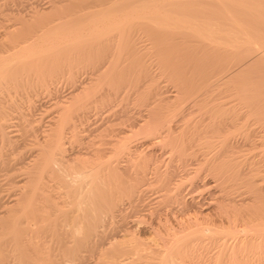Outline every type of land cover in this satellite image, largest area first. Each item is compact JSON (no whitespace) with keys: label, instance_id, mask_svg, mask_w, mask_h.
<instances>
[{"label":"bare ground","instance_id":"6f19581e","mask_svg":"<svg viewBox=\"0 0 264 264\" xmlns=\"http://www.w3.org/2000/svg\"><path fill=\"white\" fill-rule=\"evenodd\" d=\"M88 2L73 14L48 20L37 14L32 17L36 27L29 32L10 42L0 40V264H90V259L92 264H173L178 254L188 257L204 240L220 249L209 260L212 263L250 264L253 250L261 246L258 237L264 235V208L251 206L258 193L244 197L238 188L244 185L250 193L259 192L261 183H255L253 172L237 169L234 150L216 128L223 104L230 100L231 108L242 109V115L264 121V75L241 76L231 83L245 68L264 66V0ZM85 9L92 11L82 14ZM143 36L153 41L154 48H146L152 51L148 55L155 54L176 78V90L167 95L153 81L141 52L144 46L138 39ZM67 46L74 54L97 57L86 73L77 64L62 68L70 87L73 78L101 72L110 49L117 48L127 64L116 66L115 75L108 78L111 86L97 95H87L84 88L63 102L43 129L27 119L17 123L13 86L33 78L47 90L54 77L48 70H36L41 65L38 57ZM99 48L101 54L95 56ZM127 72L135 86L146 84L145 113L129 125L136 126L143 142L132 143L131 129L118 130L107 150H96L95 161L76 159L77 169L63 180L67 199L55 214L45 202L42 179L57 160L68 156L64 130L88 117L91 105H110ZM96 108L95 117L101 112ZM194 110L197 119L184 120ZM18 138L32 146L17 160L20 178L13 180L7 178L11 164L4 155ZM240 175L246 181L241 182ZM206 176L211 180H201L202 186L211 191L196 197L201 185L197 180ZM36 194L42 197L38 205L33 201ZM239 206L252 209L245 207L250 209L245 212ZM40 222L46 233L38 236L34 231L42 228ZM254 225L261 226V232ZM257 231L262 235L256 238ZM77 232L81 237H75ZM47 239L51 244L45 245Z\"/></svg>","mask_w":264,"mask_h":264},{"label":"rangeland","instance_id":"374dc122","mask_svg":"<svg viewBox=\"0 0 264 264\" xmlns=\"http://www.w3.org/2000/svg\"><path fill=\"white\" fill-rule=\"evenodd\" d=\"M88 1L89 0H49V1L48 0H0V40L3 39V41L10 42L11 41L10 39L11 38L14 39L16 35L20 33L29 32L30 28L32 29V27H36V24H35L36 21H33L32 17L36 16L37 14L42 13L43 16H45L43 20H48L51 17L56 16L57 14L58 15L66 14V13L73 14V10H76L79 7L78 6L79 4L86 5L89 3ZM19 8L23 10L19 12L20 10ZM32 9H33V12H32ZM34 9H37L39 11H36L34 13ZM89 11H92V9H85L81 12L82 14H87L89 13ZM22 12L26 13L25 17H24L25 14L23 15ZM21 13L23 16L20 15ZM27 13L29 14V16L27 15ZM143 39H144V36L143 38L141 37L138 40H139L140 46L141 47L144 46V49H142L141 52H145V60L147 61L148 63L147 65L151 73L153 74V81L155 83H158V85H161V89L165 90L163 94L167 95L173 92L174 90H176V87L174 86L177 83L176 78L171 74L170 72L171 70H169L163 65V62H159L158 58L156 59L155 57L156 55L154 53L153 54L155 56L148 55L152 51L150 49L147 50L146 48L150 45L151 47L149 48H154L153 41L151 40L152 38L151 39L148 38L149 40L148 39L143 40ZM141 41H143V43H141ZM141 44H143V46ZM22 45L23 44H21V46ZM86 46L88 45L81 44V48L85 47V49H87ZM69 47L67 46L63 50H57L56 52H49V53H46L45 55H41L38 57L37 61H39L41 65L36 66V70H39V71L48 70L53 74V77H54L52 78V80L54 81V84L52 85L50 84L49 86L51 87H48L47 90L43 89L40 85L35 84L34 80H32L33 78L22 82V84L20 85L13 86V91L12 90L11 91H12V94L14 95V98H15L14 103L16 105L15 106L16 111L14 110L13 114H15L18 117L17 118L18 120L15 119L17 123L19 124L23 123L27 119L31 121V124L39 126V129H43V127H45L47 123L48 118L51 115L55 114L56 110L62 107L61 105H63V102L69 101L74 94H77L78 91H79L78 94L82 93L85 89H86L85 93L87 92L86 93L87 95L89 94L97 95V93H99L103 89L111 86L109 84L108 78L111 75H115L116 66L120 67L121 65L125 63L127 64V62L123 60L124 57L126 56L123 57L122 54L117 53L118 52L116 51L117 48L110 49L107 51V53H112L111 54L112 56L110 55V57L107 58L106 67H104V69L101 72L90 76L91 79L87 78L88 75L86 78L85 77L83 78L79 77L78 79L77 77L73 78L72 83L74 87H70V84H68V81L64 79L65 76H64V73L62 72V68L67 64H71V65L77 64L79 65L81 71H85L86 73L96 63L97 57L93 58V55L86 56L85 54H81V55L74 54V50L72 46H69ZM96 52L97 53H94L95 56L98 54H101L100 53L101 49L100 48L99 50L97 49ZM125 59L127 61V57ZM29 66L30 68H33V66L31 65ZM262 67L264 66L254 65V66H249L247 69L245 68V70L238 73L237 75L235 74L232 77L231 83L238 82L241 76L253 77L259 74L264 75V69ZM257 68L261 70H258ZM256 70H258V72H256ZM128 72L124 74L125 81L123 82H125V84L123 82L121 83L120 92H118L117 96L112 99V101L110 102V105L106 106L105 108L103 105L101 107L103 109L99 107V105L101 104L95 105V106L91 105L90 106L91 108H89V113L87 115L88 117H81L80 120H77L75 124H73L74 127L70 126L71 128L68 127L64 130L63 136H65L66 145H67L66 147L67 153L64 152V154L66 153L68 154V156L66 158L64 157V158H61L60 160H57L56 163L52 165V168L46 172L45 177L42 179V182L44 185V192H43L44 195L43 196L46 199L45 202L49 204L48 206L51 207V210H54L55 214L58 213L59 211L58 209L60 208L61 202L67 199L66 196H63L64 190H65V188L62 187L63 180L68 179L69 176L73 175V172H72L73 169L74 170L77 169L76 167H74L76 164L75 162L76 159L87 160L91 162L95 161L93 160V158L95 157L94 155L98 153L96 152V150L102 149V148H103V151H105V149L107 150L108 145H109L107 143L108 140L113 139V137L115 138V136H118L120 134L118 130L131 129L133 131L132 133H130L131 134L130 140L132 141V143H135L136 145H140L143 142L142 137H139L140 134L137 133L138 129H136V126H132L130 128L129 125L132 124V122L134 123L135 120L139 118L140 113L141 114L145 113L144 112L145 110H143L145 108L143 107L144 106L143 103L145 101L144 99L142 100L143 98L142 96L145 95L146 93V87H145L146 84L144 83V84H139L135 86V83L133 82V78ZM126 79L128 81H126ZM75 88H78V89L77 91L73 92V90H76ZM227 100H230V99L228 98ZM224 103H225L223 104L224 109L221 111L222 115L220 117L217 116L219 118V120H217L219 121V123L216 128V132L219 136L221 137L224 136L226 141L230 144L231 150H234L233 151L234 160L238 163V165L240 164V166L236 168L237 169L243 168L242 170H245V172L247 173L253 172L254 176H252V178L255 180V183L256 184L261 183V184H258V186H260V189H258L259 192L250 193L248 189L247 190L244 189L245 188L244 185L240 186V188L237 187L238 191L243 192L242 196L244 197L249 196L250 194L256 195L258 193L257 195L258 199H253L256 201L255 202L252 201L253 205L251 206L261 205L264 208V200H261V199H264V195H263L264 194V172H263L264 171V121H261L260 119H255L254 118L255 116L253 115H249V114L242 115V113L240 112L242 109H238L236 107L231 108L233 104V101L231 102V100L229 103L226 101ZM96 107L100 108L98 110L101 112L100 114H98L99 116L97 115L95 117L93 114L95 113L94 111L95 109L93 108H96ZM196 116H198V112L194 110L193 112L186 115L184 117V120L185 119L190 120L192 118L190 121H193V119L195 120L197 119ZM38 132L39 131L37 130L35 134H38ZM29 145H30L29 141L28 142L27 140L22 141L20 138H18L16 142L15 141L13 142V145L11 144L7 147L6 151L8 152H6L7 154L4 156H6V158L9 161V164H11V167H10L11 170L8 171L7 178H10L13 180L20 178V175H19L20 172H18L17 170L18 165L16 164V162L19 159V157L24 156L26 152L30 149L32 145L30 146ZM105 155H107V153ZM83 170H85V168ZM242 170H240V172L244 173V171ZM247 170L250 172H248ZM247 173H244V174H247ZM249 175L251 176L252 174H249ZM241 177L242 176L240 175V180L242 179L241 182H244L243 180L246 181V179L241 178ZM209 178H207V176L205 177V179L198 178L199 181L197 180V184L199 185L200 183L201 185H199L200 190L198 189V191H196L197 193L194 192V195L196 197L200 195L207 196V194L211 191V190L208 191L209 188H207V186L206 187L202 186V182L203 184L205 182L206 183L210 182L211 178L210 179ZM234 183H235V186H239L237 184L238 182L234 181ZM242 190L248 191V193ZM37 195L39 194H36L35 196H33V199H34L33 201L35 205L39 204V201H37V198H38ZM250 197L254 198L256 196H250ZM41 198L42 197L38 199H41ZM246 202L249 203L248 200ZM252 202L250 200V203ZM244 205H246V203ZM54 206L56 207L54 208ZM245 207L252 209V207H249V206H243V207L239 206L240 210L244 208V210H241V211L250 212V209L245 208ZM257 207H260V206H257ZM180 217L184 219L187 216L186 214H182ZM43 223L44 222L39 223L42 228H39L34 231L36 232L38 236L46 233L43 227L46 221L44 224ZM253 228L258 229V231L260 230L259 232H261L262 230L261 226L254 225ZM259 232L258 234H255L256 232L254 233V235H256V238L257 236L262 235L264 231L262 230V233H259ZM80 233L81 232L75 233V237L76 238L81 237ZM31 235H35V233ZM263 236L264 235L258 237L259 240L262 241L263 244H260V241H257L259 245H261L258 247L262 248V250H264V246L262 247V245H264ZM207 240L208 239H206V241ZM51 242H52L51 240L49 242V240L47 239L45 245H49L51 244ZM204 243H206V245ZM203 244L202 246L199 245V246H196L194 249H191L190 254H188V257L182 254H178L176 260L173 261V264H211L212 261H209V260L211 259L212 256L215 255V253H217V251H220V249H218L219 247H217L214 243L212 244L209 240L208 242H205L204 240ZM259 248H255L252 252L253 254L251 253L252 255H250L251 256L250 264H264V255H261V253H264V251L259 252L260 251ZM89 261H90V264H92L93 261L91 259ZM63 263L71 264L68 261H63Z\"/></svg>","mask_w":264,"mask_h":264}]
</instances>
